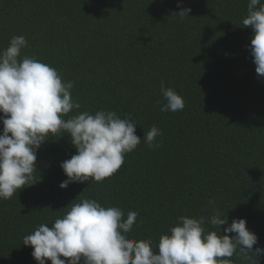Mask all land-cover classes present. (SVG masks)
Here are the masks:
<instances>
[{"label": "trees", "instance_id": "1", "mask_svg": "<svg viewBox=\"0 0 264 264\" xmlns=\"http://www.w3.org/2000/svg\"><path fill=\"white\" fill-rule=\"evenodd\" d=\"M248 3L0 0V49L22 35V55L74 82L71 95L81 107L65 119L84 111L128 114L142 139L112 176L62 189L61 162L76 149L66 132L49 138L37 152L34 184L0 200V264H38L24 236L41 223L51 227L84 198L119 207L124 218L136 211L128 236L151 239L154 250L177 217H210L214 200L228 223L213 228L206 219L208 231L222 235L233 219L245 218L258 236L253 250L264 247V78L248 47L252 30L242 24ZM181 7L189 16H176ZM162 81L182 96V111L161 112ZM153 125L162 132L155 149L143 140ZM230 259L249 264L239 248ZM253 259L264 264V255Z\"/></svg>", "mask_w": 264, "mask_h": 264}, {"label": "clouds", "instance_id": "2", "mask_svg": "<svg viewBox=\"0 0 264 264\" xmlns=\"http://www.w3.org/2000/svg\"><path fill=\"white\" fill-rule=\"evenodd\" d=\"M178 7L180 5L178 4ZM190 8L181 7L178 17L189 16ZM244 28H251L248 46L258 78H264V3L249 0ZM27 39L13 36L7 48L0 49V200H8L24 187L34 184L37 152L57 133L66 132L76 153L61 162L67 179L60 187L84 183L89 179L102 182L124 164L125 155L141 143L136 135L135 120L128 114L121 118L115 111H84L66 116L81 105L74 101L73 81L63 80L56 68L22 55ZM165 103L161 112L182 111L185 102L173 88L161 82ZM161 130L153 125L143 137L149 148L156 143ZM61 136V137H62ZM210 217L179 216L168 233L159 237L153 248L151 239L129 238L138 213L124 212L115 206H102L95 199H75L67 211L52 222L39 224L25 235L23 245L32 247L38 264H233L237 252L256 264L254 256L264 255V247L253 246L258 236L247 227L245 218H235L219 235L208 231L206 219L213 228L228 223L215 201L210 200ZM224 233H235L230 236ZM251 253V255H250ZM63 257L64 259H62Z\"/></svg>", "mask_w": 264, "mask_h": 264}]
</instances>
